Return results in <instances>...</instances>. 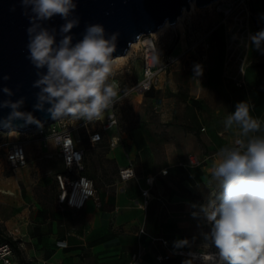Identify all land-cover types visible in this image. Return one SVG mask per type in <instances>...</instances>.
<instances>
[{"label": "rangeland", "instance_id": "1", "mask_svg": "<svg viewBox=\"0 0 264 264\" xmlns=\"http://www.w3.org/2000/svg\"><path fill=\"white\" fill-rule=\"evenodd\" d=\"M258 1L260 17L264 20V0ZM216 7L215 3L205 7L196 5L179 22L178 36L169 26L156 36L159 61L168 54L173 58L166 72L161 74L158 87L143 94L131 90L141 76L137 46L123 62L114 65L115 75L110 81H117L120 93L130 90L116 108L122 144L112 147L109 133L102 131L97 122L89 127L99 132V140L91 144L86 136L83 138L86 172L95 188L96 184L116 179L119 162L114 152L117 150L121 151L119 157L128 162L123 149L130 151L134 145L138 150L133 159L135 165L151 170L158 168L153 173L156 175L152 189L155 198L146 210L136 207L131 196L116 202L109 195L108 208L95 207L93 197L81 210L60 205L56 201L58 188L54 174L63 169V162L56 153L51 154V141L47 145L32 142L28 146V165L15 171L8 168L4 149L0 147V232L5 236L6 224L10 226L22 216L30 221L26 227L27 239L24 237L26 248L20 249L28 263L54 264L56 260L48 256L55 251L54 238L66 236L72 239L71 248L79 251V264H128L130 254L140 243L144 246L147 264H183L185 260L188 264L190 257L187 256L157 262L148 236L138 234L141 227L167 237L172 246L174 240L188 238L192 246L184 249L215 251L202 235L208 231V226L203 221L198 226V221L190 214L192 203H202L218 190L215 184H209L212 171L204 180L193 173L185 183L186 172L198 166H186V154L179 156L175 167L167 166L166 149L171 142L186 146L190 144L189 138L196 141V130L202 126L224 125L225 118L241 100L250 101L254 105L252 115L264 120V54L249 45L247 31H238L239 24L234 26L233 20L217 25L222 12ZM215 25L217 28L209 35V45L205 48L204 35ZM259 30L252 16L248 31L252 34ZM182 36L185 46L179 48ZM197 40L199 45L194 49L186 48ZM196 65H200L202 75L196 76ZM25 135L28 132L1 130L0 143ZM164 169H167L165 174ZM187 185L193 187L190 189ZM97 187L96 195L105 197L103 186ZM136 190V186H128L119 193ZM105 210L108 213L105 214ZM106 243L116 247L105 248ZM193 263L200 264V261ZM59 264L69 263L61 258Z\"/></svg>", "mask_w": 264, "mask_h": 264}, {"label": "clouds", "instance_id": "2", "mask_svg": "<svg viewBox=\"0 0 264 264\" xmlns=\"http://www.w3.org/2000/svg\"><path fill=\"white\" fill-rule=\"evenodd\" d=\"M20 4L29 20L27 59L38 76L32 85L39 89L33 111L44 112L52 120L71 116L83 120L85 126L102 120L105 112L123 98L119 84L110 81L115 75L113 53L119 33L109 36L102 23H89L82 39L73 43L71 30L80 23L74 15L75 0H20ZM55 16L64 21L58 31L45 26ZM248 41L264 54V29L249 34ZM194 72L202 75L200 65L194 66ZM9 78L7 74L3 77ZM2 91L9 99L0 101V108L10 111L0 118V127L17 132L15 122L22 121L20 127L34 124L43 128L33 112L21 110L23 97L12 100L8 86ZM253 111L250 101L241 100L224 120L226 129H239L238 138L220 149L219 159L213 164L209 184H215L218 190L206 201L192 203L190 213L198 226L200 221L208 226L202 235L215 251L189 252L188 264L196 260L200 264H264V120L253 116ZM69 146L70 141L65 143V148ZM125 177L135 178L134 171L125 173ZM191 246L188 238L173 241L176 251Z\"/></svg>", "mask_w": 264, "mask_h": 264}, {"label": "built area", "instance_id": "3", "mask_svg": "<svg viewBox=\"0 0 264 264\" xmlns=\"http://www.w3.org/2000/svg\"><path fill=\"white\" fill-rule=\"evenodd\" d=\"M251 0H216L213 3L217 5V11L222 12L220 23L228 20H233L234 26L239 24L237 30L247 31V35L251 34L249 30L250 22L253 16L251 9ZM213 26L204 35L203 41L205 48L208 47L209 35L217 28ZM175 35L178 36L177 27L170 25ZM253 34V33H252ZM199 45V41H195L186 48L194 49ZM137 49L141 60V76L137 82L131 86V90L143 94L160 84V77L165 73L167 68L173 62V58L168 54L165 59L159 61V42L158 38L152 33L142 34L138 39ZM240 84V83H239ZM130 90L125 91L128 93ZM125 92L120 93L124 97ZM121 100V99H120ZM119 100V101H120ZM119 101L114 105L110 112H105L104 118L99 121H94L99 124L102 131L109 133V144L113 147L122 144L119 130L118 114L116 111ZM93 122L85 126L83 120H76L70 116H65L61 119L50 120L43 123V128L37 127L26 131H18L21 134L28 132V135L19 136L14 139H6L0 143V147L4 149V156L7 166L11 170L23 168L29 163L28 146L32 142H41L47 145L51 141L57 150L58 155L63 162V169L55 172L54 178L57 184L58 192L56 201L60 205L67 206L72 210H80L85 207L90 198H94L97 206H100L99 198L96 196V189L93 179L85 174V148L83 146V138L86 136L91 144L97 142L100 138L99 132L95 128H90ZM98 134V138H97ZM70 141V146L65 148V143ZM125 156L128 158V163L125 166L119 167L118 176L121 181L130 179L137 180L139 184L141 199L137 201L138 205L146 210L153 199L152 189L156 182V175H148L145 177V184H140L135 165L127 150H124ZM11 157V158H10ZM199 157L196 154H188L186 166L194 167L200 164ZM134 171L135 178H126L125 173L131 174ZM162 173H167L164 169ZM4 233L12 240H18V247H21V229L19 225L13 224L10 227L6 226ZM139 235H147L152 242H158L164 249L158 251L154 255L157 262H164L173 256H187L186 249L179 251L174 250L169 242V239L153 235L147 232L144 227L138 231ZM63 242V241H59ZM144 246L140 243L137 249L132 253L130 264L144 263ZM0 264H19V257L16 248L9 241L0 242ZM32 264V263H29Z\"/></svg>", "mask_w": 264, "mask_h": 264}, {"label": "water", "instance_id": "4", "mask_svg": "<svg viewBox=\"0 0 264 264\" xmlns=\"http://www.w3.org/2000/svg\"><path fill=\"white\" fill-rule=\"evenodd\" d=\"M192 0H75L77 8L74 15L80 23L74 27L73 43L82 39L84 28L89 23H102L106 35L118 32L117 49L113 58L126 53L132 42L142 34L152 33L168 21L175 24L184 8H190ZM199 7H205L216 0H194ZM14 9V10H13ZM20 0H0V101L9 99L2 89L8 86L12 92V100L25 99L22 111H31L42 123L52 120L48 114L33 111L38 88L32 87L38 79L37 69L27 59L29 27L28 18L22 14ZM64 21L55 16L45 22L47 27H55L57 31ZM59 35L57 40H59ZM9 75L4 80V75ZM48 105H45L47 108ZM10 109L0 108V118L7 116ZM22 121L15 122L16 130L26 131L37 127L27 125L20 127ZM1 130H8L0 127Z\"/></svg>", "mask_w": 264, "mask_h": 264}, {"label": "crops", "instance_id": "5", "mask_svg": "<svg viewBox=\"0 0 264 264\" xmlns=\"http://www.w3.org/2000/svg\"><path fill=\"white\" fill-rule=\"evenodd\" d=\"M179 52H177V54ZM139 62H140V75H141V60H139ZM112 80H115V79H112ZM196 132L198 135V139L196 141H194L192 138H189L190 144H188L186 146H180L176 142H171V143H169L170 147L168 149H166V151H167V163H166V165L169 167H175L177 165V161H178V158L180 155L186 154V156H188L189 153L190 154L192 153V154H196L199 157V160L201 162L198 165V168L193 170V171H187L186 172V174H185L186 179H185V181H183L185 183L188 182V179L190 176L193 177V173H195V175L198 177L200 176L204 180V178H206L209 175V173L212 171L213 164L216 161H218V159H219L218 153H219L220 149L223 147L232 145L234 140L236 138H238V135H236V133H239L236 131L235 127H233L232 129H226L224 125H218V127H216V128L211 127V126H208V128H206L205 126H202L201 129L199 131L196 130ZM118 145H120V144H118ZM118 145H115V146H118ZM115 146H113V147H115ZM123 152H124V149H123ZM54 153H56L58 155L56 147L53 144L51 146V154H54ZM120 153H121V151L117 150L116 152H114V155H115L117 161L119 162V167H122V166H125L128 162H126L125 159H121L119 157ZM128 153H129L131 159L133 160L134 156L138 153V150L133 145L132 148L130 149V151H128ZM124 154H125V152H124ZM149 168L150 167L144 168L140 164L135 165V169H136L137 175L139 177L140 184H142V185L145 184V177L148 175H152L158 169V168H154L153 170H151V168L150 169ZM85 174L89 176V174L86 172V167H85ZM98 185L103 186L106 195L103 198H99L96 195L99 198L100 206H97L95 203V200H94L95 207L99 208V207H102L104 205L105 208H108L109 207V195H112V197L115 198L116 202H122V201H124L125 197L131 196V197H133V199H131L132 203H134V205L136 207L142 209L137 203V201H139L141 199L139 184H138L137 180L130 179L127 181H121L119 179V176L117 173L116 179L114 181H112L110 183L96 184V188H95L96 193H97V188H98L97 186ZM128 186H136L137 190L133 193H127V194L126 193L125 194L119 193L120 191H125ZM187 187L191 189L193 186L187 185ZM211 190H217V189L212 188ZM154 198L155 197H153V199ZM152 200H151V202H152ZM189 200H191V199H189ZM151 202H150V204H151ZM85 207H86V205H85ZM104 213L106 214V213H108V211L105 210ZM29 222L30 221L28 219H26L24 216H22L20 219H18L17 221L13 222L10 225V226H12L13 224H16V225L20 226L21 234H22L20 249L26 248L24 239L25 238L27 239L26 227H28ZM6 226L10 227L7 224H6ZM150 234L156 235L154 233H150ZM52 236L53 235H51V237ZM160 236H163V235H160ZM148 239L154 248L153 256L156 254V252L163 251L164 248L158 242H152L149 237H148ZM31 240H35V239H31ZM54 241H55L54 242L55 243V245H54L55 251H53L50 255H48L50 260H51V258L56 260L53 262L54 264H59L61 262V258H63L64 262L69 263V264L71 263L70 260H72L74 262V264L78 263L77 261H79V257L77 256V254L79 253V251L77 249L71 248V245H73L71 238L66 237V236L55 237ZM59 241H63V242L61 243ZM104 247L105 248L108 247V248L112 249V248H115L116 246L115 245L112 246L111 244L106 243V244H104ZM171 247L173 248L172 245H171ZM132 253L129 256L128 264H130ZM64 258H69V259H64ZM44 261H46V260H44ZM35 264H37V263H35ZM39 264H44V262L43 263L41 262ZM115 264H122V263H115ZM143 264H147V263L144 261Z\"/></svg>", "mask_w": 264, "mask_h": 264}, {"label": "bare ground", "instance_id": "6", "mask_svg": "<svg viewBox=\"0 0 264 264\" xmlns=\"http://www.w3.org/2000/svg\"><path fill=\"white\" fill-rule=\"evenodd\" d=\"M196 2L194 0L191 1L190 3V8L187 10V8H184L183 11H182V14H180L177 18V21L175 24H170L168 21L165 22V24L163 26H161L159 29H157L156 31H153L152 34L154 36H158L160 35L168 26L170 25H173V26H178L179 22L182 20L183 16L185 15V13H189L191 10H193L195 7H196ZM138 44V40L137 41H134L131 43V45L129 46V48L127 49L126 53L123 54V55H118V56H115L113 59L115 60V65L116 64H119L121 62L124 61V59L131 53L132 49L137 46ZM178 44H179V48H182L185 46V42H184V38L183 36L179 39L178 41ZM139 66V65H138ZM187 251V254H189V252H200V253H205V252H201V251H198V250H190V249H186ZM196 261H199V260H196Z\"/></svg>", "mask_w": 264, "mask_h": 264}, {"label": "trees", "instance_id": "7", "mask_svg": "<svg viewBox=\"0 0 264 264\" xmlns=\"http://www.w3.org/2000/svg\"><path fill=\"white\" fill-rule=\"evenodd\" d=\"M251 9L253 12V18L256 22V24L258 25L259 28L264 29V21L262 20V18L260 17V7H259V1L258 0H251ZM1 229V226H0ZM1 231V230H0ZM0 236H2L1 241H9L10 243H12L14 245V247L17 250L18 253V257H19V264H28V261L25 260L24 256L22 255L20 248L18 247V240H12L11 238L7 237L6 235L4 236V234H2L0 232Z\"/></svg>", "mask_w": 264, "mask_h": 264}]
</instances>
